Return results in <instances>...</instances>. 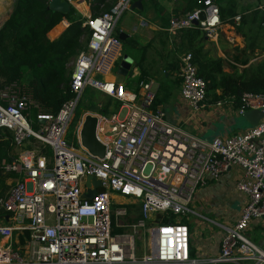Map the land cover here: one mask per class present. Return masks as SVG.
I'll use <instances>...</instances> for the list:
<instances>
[{"label": "built area", "instance_id": "2783aa9c", "mask_svg": "<svg viewBox=\"0 0 264 264\" xmlns=\"http://www.w3.org/2000/svg\"><path fill=\"white\" fill-rule=\"evenodd\" d=\"M68 1L78 6L81 0ZM199 3L184 15L171 16V35L197 25L207 39L218 38L223 24L218 3ZM130 5L131 0H119L99 15H86L82 25L90 32L88 47L72 62L73 96L57 111L38 104L25 83L13 81L0 88V127L14 132L19 149L16 159L2 164L4 172L18 176L0 198L7 218L0 222V264L197 263L190 254L191 230L183 218L194 212L190 206L197 191L232 169L239 172L235 187L244 201L239 218L222 238L220 253L209 263L264 264V249L247 235L252 222L264 218V119L244 131L203 138L171 122L159 105L153 106V80H140L136 90L125 81L117 83L111 71L123 41L115 26ZM234 19L238 24L241 16ZM181 61V96L194 112L232 105L231 100L207 104L206 82L198 75L192 52L183 54ZM88 86L120 101L115 113L97 114L96 134L106 145L103 158L81 144L84 119L76 131L81 147L66 138ZM241 100L240 114L264 112V94L244 93ZM32 108L37 110L36 129L28 119ZM40 145L51 147L53 155L42 153ZM88 176L101 181L92 199L84 197ZM116 193L128 199L118 201ZM165 219L173 222L164 223ZM151 222L157 225L155 254L139 255L136 238ZM20 235L25 237L23 244Z\"/></svg>", "mask_w": 264, "mask_h": 264}, {"label": "trees", "instance_id": "16d2710c", "mask_svg": "<svg viewBox=\"0 0 264 264\" xmlns=\"http://www.w3.org/2000/svg\"><path fill=\"white\" fill-rule=\"evenodd\" d=\"M199 1L185 0L183 13L200 7ZM213 1L220 7L222 23L236 26V30L245 39V47H234L232 57L219 56L214 48L215 43L208 40L197 25L178 30L174 37L175 44H180L177 49L180 52H192L198 75L206 82L207 104L231 100L233 107L239 108L244 93L264 94V56L251 62L257 51L264 53V9L257 8L242 14L237 24L234 19L238 15L237 0ZM222 2L225 3L221 4ZM75 14L74 8L65 15L49 9L48 0H15L10 15L0 25V88L13 81L25 83L32 92L33 99L53 111H57L70 99L73 96L69 86L71 65L79 52L87 49L90 35L89 30L82 27L81 21H74ZM65 18L71 25L59 38L50 39L49 33ZM169 19L163 18L165 29L169 25ZM159 35L165 37V42L170 39L167 30H161ZM136 63L141 69L140 80L149 79L150 69L143 65V61ZM181 65L182 61L176 59L169 62L165 70L180 71ZM96 98L97 89L90 86L84 89L72 118L73 129L87 110L109 116L119 109L120 101L113 96L107 95L102 102ZM162 101L158 92L153 106L156 107ZM32 115L36 119V108L31 109L30 117ZM35 126L37 127L36 124ZM40 149L49 157L53 155L49 146L40 145ZM17 156L14 132L7 127H0V198L7 194L18 176L16 173L4 172L3 161H13ZM2 211L0 205V215ZM135 212L139 215V208ZM169 222H173V219L164 220V223ZM183 223L188 224L184 218ZM19 238L23 244L25 237L20 235ZM190 254L193 258L192 248Z\"/></svg>", "mask_w": 264, "mask_h": 264}, {"label": "crops", "instance_id": "0c3cea01", "mask_svg": "<svg viewBox=\"0 0 264 264\" xmlns=\"http://www.w3.org/2000/svg\"><path fill=\"white\" fill-rule=\"evenodd\" d=\"M14 1L5 0L0 3V22L10 15ZM118 1L81 0L78 6L73 3L72 8L76 10L74 21H81L83 23L86 15H99L109 10ZM134 1L131 0V4ZM167 1H169V5H167V10L165 9V11L171 12V16L186 14L183 13V8L186 6L185 0ZM156 3V0H144L142 9H131L130 5V8L120 15L115 26V33L120 36L122 35L124 37L122 41L128 42L129 46L132 47L131 52H126L133 59L132 66L129 70V73L133 70L132 77L136 78L137 76H141V69L136 62L143 61V65L150 69L151 77L147 80H153L155 82L154 89H156V94L159 91L161 92L163 101L159 106L165 110L167 118L171 122L181 125L192 134L203 138H211L215 135H227L243 131V129L239 128V120L241 117L248 122V128L253 126V122L256 120L255 117H247L245 115L251 110L240 114L237 108L228 105L225 107L211 106L203 111L194 112L182 98V80L178 78L177 70H165V68L171 61L176 59H180L181 61L182 55L185 52L177 50L180 46L178 43L175 44L174 37L177 33L175 35L170 34V39L167 42H165V37L159 35L161 30H167V28H164L163 20L165 11L162 10L163 12L159 13V6H155ZM224 3L222 2L221 4ZM237 3L239 16L251 12L253 9H264V0H237ZM152 10L153 12L157 10L156 13L158 12V14L156 15ZM125 14L126 16L122 24L118 26L120 19ZM65 22H68L69 26L71 25V22L67 18L63 19L49 33L50 39L54 40L59 38L69 27ZM210 41L215 43L214 48L216 53L224 58H227V56L232 57L235 53L233 50L234 47L239 46L243 48L246 44L244 37L236 30V26L231 23H223L218 38ZM123 55L121 54L120 56L121 60ZM263 56L264 53L257 51L256 56L251 59V62ZM157 68L161 69L160 76L155 71ZM125 83L127 87L131 88V85L126 80ZM165 107L170 111L167 112ZM262 113L264 114L263 111ZM262 119H264V116L260 120ZM183 124H187L189 129L184 127ZM17 150L19 152L18 148ZM238 175L239 172L237 169H232L219 180L211 181L201 187L197 192L198 196H196L195 201L190 206L194 212L184 217L191 230V248L194 252L193 259L197 260V263L194 264H211L209 260L217 256L221 251V241L227 229L240 216L244 196L237 192L235 187L236 177ZM0 219L2 220L0 222L7 221L4 215H0ZM247 235L254 243L264 249V218L255 219L247 231ZM246 263L252 264L249 261L241 264Z\"/></svg>", "mask_w": 264, "mask_h": 264}, {"label": "water", "instance_id": "95a60500", "mask_svg": "<svg viewBox=\"0 0 264 264\" xmlns=\"http://www.w3.org/2000/svg\"><path fill=\"white\" fill-rule=\"evenodd\" d=\"M144 0H135L131 4V9H142ZM48 8L62 13L63 15L67 14L71 8L72 4L68 0H48ZM13 9V8H12ZM10 10V13L12 11ZM200 18H205V14L201 13ZM4 20L0 22V25ZM197 23V22H196ZM120 38H124L122 35ZM133 59L128 55L124 54L122 60L118 66V70L116 73V82L123 83L126 79V76L129 73V70L132 66ZM247 117H255V121L253 122V126L256 125L260 119L264 116L262 111L252 109L250 112L245 114ZM259 120V121H258ZM97 125H98V117L94 114H86L84 120L82 122L80 137L81 144L89 151V153L93 156L103 158L106 152V145L101 142L97 137ZM57 152V150H56ZM85 185L88 187L87 191L84 194V197L87 199H92L96 193L98 187L101 185V181L97 179L95 176H88ZM93 186V188L91 187ZM7 219V218H6Z\"/></svg>", "mask_w": 264, "mask_h": 264}, {"label": "rangeland", "instance_id": "374dc122", "mask_svg": "<svg viewBox=\"0 0 264 264\" xmlns=\"http://www.w3.org/2000/svg\"><path fill=\"white\" fill-rule=\"evenodd\" d=\"M156 1H157V3H156L155 6H159V8H158V11H160L159 13L165 11V9L167 8V5H169L168 4L169 1H167V0H156ZM160 8H162V9H160ZM156 11L153 12V10H152V12L157 15L158 12L156 13ZM126 14L120 19V21L118 23V26L122 24V22H123V20H124V18L126 16ZM171 15H172L171 12H166L165 11V14L163 15V18H168L169 19ZM126 41H128V40H126ZM123 43H124L123 53L131 52L132 51V47L129 46V43L128 42H124V41H123ZM123 53H122V55H123ZM120 60H121V58H120ZM120 60H118L117 65H116V68H114L111 71V74H116L117 73L118 65L120 63ZM155 71L160 76L161 69L157 68ZM132 74H133V70H131V72L129 73V75H127L126 82L131 85V88L132 89H135L136 90L137 89L138 82L140 81V78H139V76H137L136 78H133L132 77ZM177 76H178V78L181 79V75H180V71L179 70H177ZM160 94H161V92H160ZM106 96L107 95L105 93H103V92H101L100 90L97 89V98H96L97 100H99V101L102 102L103 100H105ZM165 109H166V107H165ZM166 111L169 112L170 110L169 109H166ZM88 113L94 114V115H97V114L101 115L98 112H93V111H88V110L85 111L82 114V116L79 119V121L77 122L76 126L74 125L75 126V129L72 128V126H71L72 123L70 124L69 129H68V132H67V135H66V138H67L68 142L70 144H74L78 148H80L81 146L78 143V140H77V132L76 131H77V128H78V125H79L80 121H82L84 119L85 115L88 114ZM28 119H29V122L32 125V127L34 129H36L37 127L35 126V124H36L35 117L32 115L31 117H28ZM183 126L186 127L187 129H189V127H188L187 124H183ZM248 126H249L248 125V122L241 117L240 120H239V128L240 129H243V131H244V130L248 129ZM196 196H198L197 193H196ZM196 196H195V198H196ZM195 198H194V201H195ZM115 199H117L118 201H126L128 198L125 197V196H123V195H121V194H119V193H116L115 194ZM115 207H117V205H114V208ZM1 215H5V210L2 211V214ZM0 221H2V220L0 219ZM132 221H133V219H130L128 222L131 223ZM126 230L127 231H130L129 228H126ZM156 232H157V225H156L155 222H153V223L151 222L149 224L148 228L145 229L144 231H142L138 235L139 237L136 238V246H137V251H138L139 255H141L143 253H147L148 255L155 254V251H156V241H157ZM246 264H248V263H246Z\"/></svg>", "mask_w": 264, "mask_h": 264}, {"label": "bare ground", "instance_id": "6f19581e", "mask_svg": "<svg viewBox=\"0 0 264 264\" xmlns=\"http://www.w3.org/2000/svg\"><path fill=\"white\" fill-rule=\"evenodd\" d=\"M4 1H5V0H0V3H1V2H4ZM100 126H103V123H101Z\"/></svg>", "mask_w": 264, "mask_h": 264}]
</instances>
